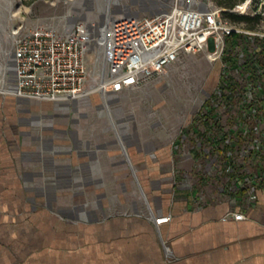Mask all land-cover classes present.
Wrapping results in <instances>:
<instances>
[{"label":"crops","instance_id":"crops-1","mask_svg":"<svg viewBox=\"0 0 264 264\" xmlns=\"http://www.w3.org/2000/svg\"><path fill=\"white\" fill-rule=\"evenodd\" d=\"M174 1L153 13L168 11ZM145 88L73 101L15 102L20 150L10 160L19 169H0L1 188L7 192L9 184L17 185L14 194L33 210L28 218L39 220L34 211L40 201L65 208V218L49 208L53 225L44 236L80 237L55 244L44 260L30 255L23 264H264V154L251 172L237 165L230 172L225 163L226 180L201 175L195 168L200 152L192 148L181 154L178 135H170L162 122L126 111ZM246 178L253 182L243 184ZM235 213L246 218L236 220ZM169 215L172 220L161 228L172 260L156 231V218ZM61 218L76 227H54ZM0 221L7 222V215L0 212ZM32 226L6 234L13 242L39 243L40 224ZM4 244L0 264H12L4 262L6 257L14 264L16 257ZM20 246L12 244L17 252Z\"/></svg>","mask_w":264,"mask_h":264},{"label":"rangeland","instance_id":"rangeland-1","mask_svg":"<svg viewBox=\"0 0 264 264\" xmlns=\"http://www.w3.org/2000/svg\"><path fill=\"white\" fill-rule=\"evenodd\" d=\"M169 1L111 0L108 4L109 0H0V169H19V166L17 167L16 163H13V158L15 159V155L20 150L16 124L17 113L15 110V102L18 97L12 95L16 85L12 52L14 43L18 38L34 30L39 25L47 24L64 31L82 20L91 26L95 38L89 53L90 64L100 66L108 15L131 12L139 16H146L155 10L165 8ZM215 2L218 3L219 0H215ZM260 3V1L249 3V0H238L235 7L231 9H240L232 12L238 16H260V22L257 24L238 22L233 16L225 17L241 30L264 33V15L259 12L254 14L256 10L261 8ZM262 12H264V6ZM254 24L255 28H251V25L254 26ZM245 36L246 39L240 41L239 45L231 51V56L238 59L239 67H232V64L225 59L223 61L213 60L211 58L212 49L197 54L183 55L154 82L145 85V91L132 98V107L126 110L135 117L152 118L153 122L158 124L162 122L167 127L170 135H178L181 154L184 152L188 154L192 148L200 152L199 159L195 161L196 170L201 175L211 174L210 176L214 179H227V176L221 173L226 160L231 158L225 155L229 142H214L215 137L219 135L218 130L213 128V133H207L205 118L202 117L206 113L203 105L212 96H215L212 104L215 105L216 112L221 117L223 131L232 136L237 133L242 137L238 142L240 147L234 148L236 152L233 153L231 160L236 162L237 166H242L241 168L251 172L254 168L253 163L259 159L252 150L254 149L255 139L261 137L264 131V110L259 106L257 111L249 115L246 110L247 107L242 106L244 102H247L248 105L254 102L253 96L255 97L258 90V88L249 90L252 82L244 66L245 58L243 55L246 49L251 53L255 52L258 40L252 39L248 34ZM256 56L260 59L259 66L262 68L264 66L263 57L259 54ZM229 76L235 80L233 86L234 97L230 104L221 95V92L228 94L232 90L222 91L223 80L224 78L228 80ZM260 80L264 87V78H260ZM38 102L43 103L45 101ZM156 127L158 126L155 125L154 129ZM242 127L248 130V135L240 134ZM112 129L113 136L117 138V131L114 127ZM11 157L13 158L10 160ZM1 186L2 184H0V212L7 215V222L0 221V230H3V234L0 232V242L4 241V245L8 246L11 250L10 253L16 257L14 264H23L25 260L29 259L30 255L39 254L41 256L39 258L44 260V253L54 248L55 244H61V241L66 242V240H76L79 237L71 232L57 237L44 236V230L48 234L53 225V219L46 216L51 212L49 208L51 207L56 215H58V212L62 214L64 218L65 208L58 205L54 206L56 209L52 205H49L48 208L44 201H40V206L34 211L40 213L39 220L33 217L28 218L27 214L32 213L33 210L21 203V196L18 199L15 195L17 185L9 184L7 192L2 190ZM23 215H25L24 219H22ZM64 218H61L60 223L57 222L54 227L64 230L76 227L71 221L67 222ZM5 224H8L7 227L4 226ZM32 224H40L41 241L39 243H32V241H25L24 239L14 240L13 242L12 238L6 234H12L14 228L21 225L29 228ZM156 231L167 256L166 247L170 248L171 252L172 248L165 239L162 228L156 227ZM3 235H7V237H3ZM12 244L21 245L17 247L19 252L12 248ZM56 250L58 252L62 251L59 247ZM2 255L6 254L3 252ZM5 259L4 262L7 261L13 264L11 257ZM45 259L47 258L45 257ZM167 259H174L173 252L172 255L167 256Z\"/></svg>","mask_w":264,"mask_h":264},{"label":"built area","instance_id":"built-area-1","mask_svg":"<svg viewBox=\"0 0 264 264\" xmlns=\"http://www.w3.org/2000/svg\"><path fill=\"white\" fill-rule=\"evenodd\" d=\"M255 1L261 2V8L254 14L259 12L264 15V0H249V3ZM239 10L220 7L215 0H175L166 12L140 17L114 18L108 15L100 66L89 62L95 38L87 22L80 20L64 31L47 24L39 25L14 43L12 53L16 85L12 95L53 102L73 101L96 93L105 96L154 82L183 55L212 49L211 58L223 61L227 40L234 33L248 34L256 40L264 39V33L241 30L225 17V12ZM243 55L245 58V53ZM263 74L262 67L258 75ZM248 76L252 82L249 90H258L253 96L254 102L249 105L244 102L242 106H252L255 112L261 107L257 93L264 87L260 78L253 79L250 72ZM230 77L224 80L230 83ZM226 82L223 81L224 86ZM232 82H235L234 78ZM242 134L248 135V130L243 128ZM239 139H242L239 134H233L226 140L233 146L225 152L231 159L236 152L234 148L240 147ZM253 145L252 152L261 159L264 154V131ZM234 163V167H226L228 171H235ZM260 177L262 175L256 179ZM252 182L253 179L246 178L243 184ZM233 216L236 220L246 218L244 213ZM230 217L231 213L224 220ZM171 220V215L156 218V225L161 228ZM166 248L168 254H172L170 248Z\"/></svg>","mask_w":264,"mask_h":264},{"label":"trees","instance_id":"trees-1","mask_svg":"<svg viewBox=\"0 0 264 264\" xmlns=\"http://www.w3.org/2000/svg\"><path fill=\"white\" fill-rule=\"evenodd\" d=\"M238 3V0H219V2L217 3L220 7L226 8V9H233L235 7V5ZM225 16H233L234 19L238 22H253L255 24L260 22L261 17L260 16H256V17H250V16H238L236 14H233L232 12H225ZM255 24L254 26L251 25V28H255ZM245 36L243 34H239V33H234L228 40H227V48L225 51V60L229 61L232 65V67H239V63H238V59L234 58L233 56H231V51L237 47V45H239L240 41L245 40ZM258 40V46L255 49V52L251 53L249 52L247 49L245 50V62H244V66L246 68V70L248 72L251 73V76L253 77V79L255 78V80L258 78H264V74L262 75H258V70L261 69L259 66V63L261 61H259V59H257L256 55L261 54L264 56V39L261 40L260 38H257ZM264 60V59H263ZM264 68V66H263ZM230 83L226 82L227 84L226 86H223V90H231L230 93L225 94L224 92H221V95L223 96L224 99H226L227 101H231L234 97L233 94V86L234 83L232 82L233 78L230 77ZM257 99L260 100V105L264 110V88L259 89V92L257 93ZM215 100V96H212L209 100H207L204 105H203V109L206 111V113H204L202 115L203 118H205V125L207 126V133H213V128H216L218 130L219 135L215 137L214 142L217 143H222L225 142L229 137L230 134L229 133H225L223 131V128L221 127V120H220V115L217 114L216 112V108L215 105H213L212 103ZM247 112L249 113V115L253 114L254 108H252V106H248L246 108ZM254 131V130H253ZM252 131V132H253ZM233 146H231V144H227V149H232ZM226 164L227 166H233L235 165V163L233 161H231L230 159L226 160ZM237 171V170H236ZM237 175V174H235Z\"/></svg>","mask_w":264,"mask_h":264},{"label":"bare ground","instance_id":"bare-ground-1","mask_svg":"<svg viewBox=\"0 0 264 264\" xmlns=\"http://www.w3.org/2000/svg\"><path fill=\"white\" fill-rule=\"evenodd\" d=\"M110 2H111V0H109V3L108 4H110Z\"/></svg>","mask_w":264,"mask_h":264}]
</instances>
